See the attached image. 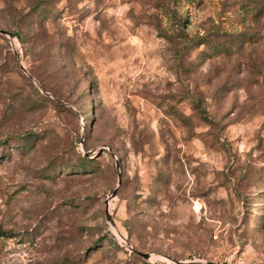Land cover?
<instances>
[{
  "label": "rangeland",
  "instance_id": "rangeland-1",
  "mask_svg": "<svg viewBox=\"0 0 264 264\" xmlns=\"http://www.w3.org/2000/svg\"><path fill=\"white\" fill-rule=\"evenodd\" d=\"M0 29V264H264V0H0Z\"/></svg>",
  "mask_w": 264,
  "mask_h": 264
},
{
  "label": "water",
  "instance_id": "water-1",
  "mask_svg": "<svg viewBox=\"0 0 264 264\" xmlns=\"http://www.w3.org/2000/svg\"><path fill=\"white\" fill-rule=\"evenodd\" d=\"M0 33H2V34H4V35H9V36H11V33H10L8 30H6V29H0ZM115 195H116V190H114V192L112 193V196H115ZM106 213H107V218L110 219L108 209H107ZM121 236H122V235H121ZM122 237L125 238L124 236H122ZM125 239H126V238H125ZM143 256H144L146 259H148V258L150 257V254H149V253H144ZM177 263H179V264H189V263L181 262V261H177ZM214 264H218V263H214Z\"/></svg>",
  "mask_w": 264,
  "mask_h": 264
},
{
  "label": "built area",
  "instance_id": "built-area-1",
  "mask_svg": "<svg viewBox=\"0 0 264 264\" xmlns=\"http://www.w3.org/2000/svg\"><path fill=\"white\" fill-rule=\"evenodd\" d=\"M117 239L120 243L121 246H123L125 249H127L128 251H132V249L134 250L133 246L125 239L123 238L121 235L117 236Z\"/></svg>",
  "mask_w": 264,
  "mask_h": 264
},
{
  "label": "trees",
  "instance_id": "trees-1",
  "mask_svg": "<svg viewBox=\"0 0 264 264\" xmlns=\"http://www.w3.org/2000/svg\"><path fill=\"white\" fill-rule=\"evenodd\" d=\"M41 13H43V12H41ZM81 160H82V163L80 164V166H82V165H84V164H86L87 162H89V161H91L92 160V158H89V156H86V155H81V158H80ZM131 244V243H130ZM132 245V244H131ZM133 246V245H132Z\"/></svg>",
  "mask_w": 264,
  "mask_h": 264
}]
</instances>
